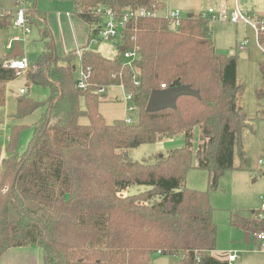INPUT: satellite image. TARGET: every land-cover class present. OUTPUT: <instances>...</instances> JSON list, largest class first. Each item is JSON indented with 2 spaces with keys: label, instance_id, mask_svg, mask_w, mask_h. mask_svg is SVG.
Wrapping results in <instances>:
<instances>
[{
  "label": "trees",
  "instance_id": "obj_1",
  "mask_svg": "<svg viewBox=\"0 0 264 264\" xmlns=\"http://www.w3.org/2000/svg\"><path fill=\"white\" fill-rule=\"evenodd\" d=\"M76 14L98 32L102 12L143 8L157 11V0H72ZM39 19L42 50L34 72L49 89L43 100L22 94L14 118L43 108L23 153L17 141L23 125L11 127L0 161V255L8 248L36 245L44 264H149L153 254L178 256L177 264H227L223 253L213 256L217 227L208 191L184 186L190 168L204 171L209 189L233 168L234 149L241 160L240 133L246 113L237 103L236 58L216 52L213 22L195 15L184 17L177 29L160 15L126 23L116 44L134 48L138 57L126 65L87 43L59 54L46 12L33 6ZM0 24H2L0 22ZM257 43L264 47V31ZM79 58L88 86L76 87L72 61ZM0 60V106L6 84L18 75ZM264 95V59L258 61ZM38 71V72H37ZM134 81L139 84L135 85ZM122 84L138 109L134 123H107L99 112L102 85ZM164 85V87H162ZM186 85L197 92L181 95L175 107L146 110L152 90ZM85 101L84 108L80 99ZM87 123L81 124L80 117ZM198 143L194 146V129ZM182 135L181 146L155 153L152 161L133 160L130 150ZM149 188L122 195L128 186ZM258 210L252 211V215ZM256 222L242 219L245 232Z\"/></svg>",
  "mask_w": 264,
  "mask_h": 264
},
{
  "label": "rangeland",
  "instance_id": "obj_2",
  "mask_svg": "<svg viewBox=\"0 0 264 264\" xmlns=\"http://www.w3.org/2000/svg\"><path fill=\"white\" fill-rule=\"evenodd\" d=\"M162 3L158 13L168 14L178 9L183 14L193 13L198 15L212 8L216 20L212 23V39L218 53L232 54L236 58V78L239 84L237 103L242 105L246 111L248 125L241 130L240 142L244 151V160L240 159L238 148L234 149L233 168L225 171L218 181V187L209 189L207 173L196 168H190L185 177V184L188 188L208 191L210 204L213 207V221L217 227L216 249L218 252H225L229 249L235 250L238 257L234 264H264V247L256 240L253 232L249 241H245V230L242 226V219L248 218L256 222L258 229H264V214L252 215V211L260 208V196L264 192V165L259 160H264V95L257 91L263 86L262 77L258 69V61L264 59L263 52L256 41V35L251 26L243 22L233 23L228 16L232 10V0H160ZM18 6L17 0H0V9H15ZM26 23L29 30L14 23V13L0 26V60L11 51L6 44L12 47L18 41L22 47V56L28 61V68L21 72L15 79L6 84L5 102L0 106V147L2 156L5 155V144L10 134L11 127L18 124L23 125L17 141V151L23 153L27 148L29 139L33 133V124L37 121L43 108H37L23 118H14L16 111V98L19 95L29 96L34 100H43L49 95L48 87L39 78L28 76V72H34L35 62L42 50L39 30L33 19H39L38 14L30 13L35 6L36 9L45 11L47 15L56 11H71L73 16L79 19L80 26L78 33L86 31L88 24L75 13L72 0H27ZM239 9L253 17L264 16V0H241ZM30 11V12H29ZM7 22H10L8 24ZM17 35L18 38L10 39V36ZM53 35V34H52ZM56 39H59L55 37ZM116 40V39H114ZM113 40V41H114ZM113 41H91L89 47L101 52L107 57H119L124 63L130 61L125 58L116 43ZM58 44V42H56ZM243 45L246 57L241 56L239 46ZM134 49V48H133ZM243 51V50H242ZM79 58L72 61V77L76 80L81 75ZM22 88L24 93H20ZM104 99L99 103V112L107 123L115 119L131 117L134 122L138 118V109L128 110L132 103L125 100V93L119 86L108 87L104 92ZM119 95V98L117 99ZM82 108L85 106L83 98L80 99ZM87 118H79L81 124L87 123ZM198 128L194 129V146L198 143ZM181 136L171 140H164L163 143L141 144L130 150L133 160L152 161L153 155L167 147L175 144L183 145ZM171 142V145L168 144ZM173 141V142H172ZM163 145V148H159ZM149 188L145 185L134 184L128 186L122 195H131ZM209 253V252H208ZM178 256L160 255L155 253L151 256L149 264H177Z\"/></svg>",
  "mask_w": 264,
  "mask_h": 264
},
{
  "label": "built area",
  "instance_id": "obj_3",
  "mask_svg": "<svg viewBox=\"0 0 264 264\" xmlns=\"http://www.w3.org/2000/svg\"><path fill=\"white\" fill-rule=\"evenodd\" d=\"M27 0H17L18 6L15 9H0V20L4 22L7 18H10L11 15L14 13V23L18 26L25 27V30L28 31L29 27L26 26V23H30L29 19L27 18L28 8L26 6ZM241 0H234L233 1V8L228 16L229 21L233 23L243 22L251 26L254 30L256 35V41L259 34L264 31V16L262 17H253L250 16L248 13L243 12L239 9V2ZM30 12V11H29ZM157 11H147L143 8L137 9H125L123 11H117L112 8H106L102 12V20L100 22V26L96 35H92L91 41H113L119 37L121 30L123 29L124 25L131 20H134L138 17H146V16H156ZM164 19L167 20L168 25L172 29H177L180 25L182 19L186 17L180 10L175 9L170 11L168 14L161 15ZM199 18L206 19L210 22H214L216 20L215 13L212 8H208L206 12L200 13ZM10 23V22H9ZM260 46V45H259ZM240 49H243V45L239 46ZM263 55H264V47L260 46ZM123 56L125 58H129L130 61L124 63L126 65H130L137 57L138 51L136 49H124L122 50ZM2 64L6 67L14 68L16 70L17 75L23 72L26 68H28V62L25 57H15V58H6L2 61ZM81 75L75 80V84L77 88L85 89L88 86V74L85 69L81 68ZM135 85H138V81H134ZM123 92L125 93V89L122 84L118 85ZM164 87V85H162ZM107 87L102 85L98 88V93H104ZM20 93H24L22 88L19 89ZM121 99V98H120ZM133 97L131 93H125V100L131 101L132 105L127 107L128 110H136L137 107L135 103L132 101ZM127 123H134V120L127 116L124 119ZM260 164L264 165V160H259ZM260 215L264 214V192L260 196V208L258 209V213ZM253 235L256 240L260 241V243L264 247V229H254ZM238 257L237 252L235 250H229L226 254L227 264H233V262Z\"/></svg>",
  "mask_w": 264,
  "mask_h": 264
},
{
  "label": "crops",
  "instance_id": "obj_4",
  "mask_svg": "<svg viewBox=\"0 0 264 264\" xmlns=\"http://www.w3.org/2000/svg\"><path fill=\"white\" fill-rule=\"evenodd\" d=\"M157 1L160 4L162 3L160 0H157ZM233 1L234 0H232V7H233ZM74 7H75V13H76L75 4H74ZM191 14H192V16L195 15L193 13H191ZM158 15H160V14H158ZM195 16L198 17L199 14L195 15ZM77 18L78 17L75 18L73 16V12H71V11L50 12L48 15L46 13V22H47L49 29L51 30V32L53 34L54 40H55V37L58 38V36H59V39L58 40L56 39V41H55L56 49H57V52L59 54H63L65 52H69L72 50H77V53L79 54L80 49L84 45H86L87 43L88 44L90 43V41H89V34H90L89 25H88V27H86V31H84L82 34H79L78 28L81 27L80 26L81 24L79 22V19H77ZM0 22H4V21L0 20ZM7 23L10 24L9 22H7ZM0 26H2V24H0ZM81 29H83V27H81ZM16 38H18L17 35L10 36V39L14 40ZM56 42H58V44ZM113 43H116V42L113 41ZM213 43H214V39H213ZM6 46L8 49H11V50L14 47V45L11 47L9 45V42L6 44ZM214 48H215V44H214ZM239 49H240V47H239ZM215 50H216V48H215ZM240 50H241L240 51L241 56L246 57V53L244 51V48L240 49ZM216 52H217V50H216ZM7 55L5 56V59L7 58ZM117 99H120L119 95H118ZM238 105L246 113V111L244 110L245 108L242 105H240L239 103H238ZM262 111L264 113V109ZM246 118H247V114H246ZM247 122H248V118H247ZM247 126H249L248 123H247ZM180 136H181L180 137L181 141L184 142V137L182 135H180ZM171 139L172 138L167 139V140H171ZM163 141L156 142V143L160 144V143H163ZM168 144L171 145V142L168 141ZM179 145L180 144H175L173 146V144H172L171 146H167L163 151L166 152L168 149L178 147ZM162 146L163 145H161V146L159 145V148H163ZM160 153H162V151H160ZM184 186L187 187L185 184V181H184ZM229 250H231V249H229ZM228 251L222 252L225 259H226V254ZM209 254L217 257L218 255L221 254V252H218V250L215 249V250L209 251ZM0 264H44L43 263V257H42V250L40 247H38L36 245L8 248L0 255ZM233 264H234V262H233Z\"/></svg>",
  "mask_w": 264,
  "mask_h": 264
},
{
  "label": "water",
  "instance_id": "obj_5",
  "mask_svg": "<svg viewBox=\"0 0 264 264\" xmlns=\"http://www.w3.org/2000/svg\"><path fill=\"white\" fill-rule=\"evenodd\" d=\"M117 3L121 6H127L129 4V1L126 0H118ZM187 17H192L191 13H188L186 15ZM122 50L125 49L124 46L121 47ZM22 47L18 41L15 42L14 47L12 48L11 52L7 55V58H15L22 56ZM38 72V71H37ZM187 94H195L197 95V92H195L190 87L183 85V86H177L172 88H162V89H154L151 91L147 104H146V110L148 111H157L164 108H172L176 105V100L181 95H187ZM2 147H0V161L2 157ZM249 232H245V241H249Z\"/></svg>",
  "mask_w": 264,
  "mask_h": 264
}]
</instances>
